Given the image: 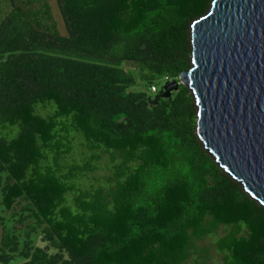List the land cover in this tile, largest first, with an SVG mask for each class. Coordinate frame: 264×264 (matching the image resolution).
<instances>
[{"label":"trees","instance_id":"trees-1","mask_svg":"<svg viewBox=\"0 0 264 264\" xmlns=\"http://www.w3.org/2000/svg\"><path fill=\"white\" fill-rule=\"evenodd\" d=\"M50 1L0 0V264H264L190 90L154 102L213 0Z\"/></svg>","mask_w":264,"mask_h":264},{"label":"water","instance_id":"water-1","mask_svg":"<svg viewBox=\"0 0 264 264\" xmlns=\"http://www.w3.org/2000/svg\"><path fill=\"white\" fill-rule=\"evenodd\" d=\"M191 45V67L154 102L187 87L203 147L264 207V0H213Z\"/></svg>","mask_w":264,"mask_h":264},{"label":"rangeland","instance_id":"rangeland-1","mask_svg":"<svg viewBox=\"0 0 264 264\" xmlns=\"http://www.w3.org/2000/svg\"><path fill=\"white\" fill-rule=\"evenodd\" d=\"M49 5H50L51 10H52L53 19H54V21H55V23L57 25V28H58L60 34L64 35V36L67 35L68 32H67L66 26L64 24V20L62 18L61 12L59 10V7H58L56 1L55 0H51ZM3 15H4L3 11L0 9V19H2ZM165 83L166 82L163 81V80H161L159 82L160 89L165 85ZM143 88H144L143 86H138L137 87V89H139V90H142ZM154 96H156V95H154ZM43 113H45V112H43ZM3 210H4L3 206L0 204V214L3 213ZM15 211L19 212L20 211V207H17ZM12 213H13V211L4 213V215L6 217H10L12 215ZM213 258H214V260H213L214 264H222V257L215 251H213Z\"/></svg>","mask_w":264,"mask_h":264},{"label":"built area","instance_id":"built-area-1","mask_svg":"<svg viewBox=\"0 0 264 264\" xmlns=\"http://www.w3.org/2000/svg\"><path fill=\"white\" fill-rule=\"evenodd\" d=\"M170 82V81H169ZM152 92L156 93L157 92V88L155 86L152 87Z\"/></svg>","mask_w":264,"mask_h":264}]
</instances>
